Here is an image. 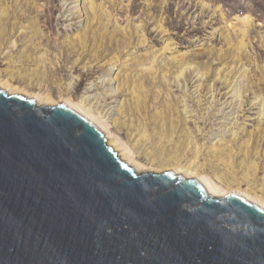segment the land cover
Here are the masks:
<instances>
[{"label":"rangeland","instance_id":"obj_1","mask_svg":"<svg viewBox=\"0 0 264 264\" xmlns=\"http://www.w3.org/2000/svg\"><path fill=\"white\" fill-rule=\"evenodd\" d=\"M0 83L89 108L148 172L264 204V0H0Z\"/></svg>","mask_w":264,"mask_h":264},{"label":"water","instance_id":"obj_2","mask_svg":"<svg viewBox=\"0 0 264 264\" xmlns=\"http://www.w3.org/2000/svg\"><path fill=\"white\" fill-rule=\"evenodd\" d=\"M0 264H264V209L139 174L68 105L0 89Z\"/></svg>","mask_w":264,"mask_h":264},{"label":"bare ground","instance_id":"obj_3","mask_svg":"<svg viewBox=\"0 0 264 264\" xmlns=\"http://www.w3.org/2000/svg\"><path fill=\"white\" fill-rule=\"evenodd\" d=\"M78 2V1H77ZM66 4H68V6H67V8H66V12L68 13V12H71V15L70 16H73V18L71 19V20H75V15L77 14V12H73V10L76 8V7H73L72 5L74 4L73 2L72 3H66ZM65 4V5H66ZM70 6H72V8H69ZM248 18V16H246V17H244L243 19L245 20V19H247ZM15 45V44H14ZM153 63H155V61L153 60ZM154 66V65H153ZM152 66V67H153ZM188 68H190V67H184V66H182V67H180V70L178 71V75L175 77V80H179L181 77H183V75H184V73H185V71L186 70H188ZM156 69V68H155ZM155 72V71H154ZM158 71H156V73H157ZM184 79V78H183ZM200 79V78H199ZM2 88H4V89H2ZM0 89H2V90H6L7 92H9L10 94H16V93H19V92H16V91H14V89H12V88H10V87H8V85L6 84V83H4V84H1L0 83ZM110 91V90H109ZM230 93H231V91H230ZM230 93H228V94H230ZM117 95V94H116ZM28 98H31V99H34V100H36V102H37V105L38 106H53L54 104H56V103H53L52 102V100L49 98V97H44V96H40V95H33V96H29V95H26ZM114 96V95H113ZM228 96V95H227ZM235 96H237V94L235 95V93L234 94H232L231 95V98H233V97H235ZM225 97V96H224ZM212 98H217V96H214V95H212ZM220 101V100H219ZM219 101H216L217 103L219 102ZM238 101V100H237ZM237 101H234V99H232V101H226V102H224V103H222L223 105H224V109H217L220 113L217 115V114H215L214 115V117L216 118V117H218L215 121H219L220 119H227V120H235V118H233V119H231L232 117H228L227 118V116H232L233 115V113H227L226 111H227V109H230V108H232V107H234V109L236 108L235 106H236V102ZM62 102V104H66V105H68L69 107H71L72 109H74V110H76L77 112H79L80 114H82L84 117H86L88 120H90L103 134H105L104 136L107 138V143L110 145V146H112V147H114L115 148V150L118 152V154H119V157L124 161V162H126V163H128L131 167H133L135 170H136V172L137 173H139V174H142V173H146V172H148V170H146V169H144V167L142 166V165H140L139 163H137V162H135L134 160H132L130 157H129V155H128V147H126V145L125 144H123V143H121V142H119L117 139H115V140H112V141H110V139H111V134H110V132H109V130H108V127L106 126V124H105V122L104 121H102L99 117H96L95 115H93L92 114V112L90 111V109L89 108H85V106H83V105H81V104H77V103H75V102H72V101H69V100H66V101H61ZM214 102V101H213ZM243 106L240 104V108H242ZM233 109V110H234ZM233 110L231 109L230 111L231 112H233ZM226 122L227 121H223V120H220L219 121V123H217L218 125H220V128L217 130V132H219V133H221L222 134V139L221 140H219L218 142H221L222 140H224V138L226 137V136H228V134L231 132H233V130H234V128H232V129H230V128H228V126L229 125H231L232 124V122L231 123H227L226 124ZM236 123L237 122H235L234 123V125H236ZM224 124H226V128H224V129H222L221 130V128L222 127H224ZM201 132V131H200ZM210 132V131H209ZM234 134V133H233ZM235 135H238V133H236ZM221 136V135H220ZM219 137V136H218ZM117 140V141H116ZM172 170V169H171ZM155 171V170H154ZM173 171H174V169H173ZM186 171V170H185ZM175 173H177V174H183L184 173V171H183V169H175V171H174ZM187 178H189V179H195V180H197V181H199L200 183H202L205 187H206V189H207V191H208V193L210 194V195H212V196H214V197H217V198H223V197H225V196H228V194L230 195V194H238V195H241V196H243V197H245V198H247L249 201H251V202H254V203H256V204H258V205H260L263 209H264V204H262V203H260V202H258V201H256V200H254V199H252V198H250L251 196H248V195H245V194H243L242 192H239V191H231L230 193L228 192L227 194H221L220 193V190L216 187V185H214V183L210 180V179H208L207 177H205V176H201V175H199V173H196L194 176H187Z\"/></svg>","mask_w":264,"mask_h":264}]
</instances>
